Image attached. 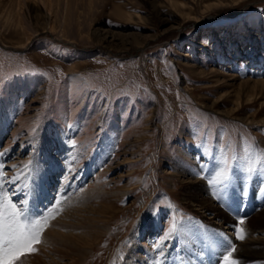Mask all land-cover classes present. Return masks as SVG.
<instances>
[{
  "label": "rangeland",
  "instance_id": "374dc122",
  "mask_svg": "<svg viewBox=\"0 0 264 264\" xmlns=\"http://www.w3.org/2000/svg\"><path fill=\"white\" fill-rule=\"evenodd\" d=\"M45 129L63 162L47 225H63L83 206H113L106 231L77 264H122L140 240L159 261L173 246L175 264H184L183 252L200 264L203 235L218 247L213 253L235 244L231 259L264 264V255L239 253L250 236L241 226L264 208V187L243 224L237 207L219 206L243 228L240 240L182 198L191 182L180 172L192 171L223 205L233 173L243 198L249 160L264 168V0H0V166L18 178L4 191L13 201L27 196L29 210L37 178L30 164ZM215 168L223 179L209 178ZM84 171L86 181H71ZM253 176L261 185L263 176ZM201 223L208 230L199 236Z\"/></svg>",
  "mask_w": 264,
  "mask_h": 264
},
{
  "label": "bare ground",
  "instance_id": "6f19581e",
  "mask_svg": "<svg viewBox=\"0 0 264 264\" xmlns=\"http://www.w3.org/2000/svg\"><path fill=\"white\" fill-rule=\"evenodd\" d=\"M255 80L256 79H254V81ZM259 82L261 81L259 80ZM43 138L44 141H42L43 143L41 146L42 150H40L39 147L36 148L33 162L32 164H30L32 170L33 166L37 167L35 171L33 170V176L37 178L35 189L36 193L34 195V198L29 200L33 202V206L32 210L29 211L32 213L40 214H45V212L50 209L48 208V206H50V203H52L54 200V196L52 197V195L55 193L54 191L60 188V176L62 177L63 174V172L59 169V166H61V164L59 163H63L62 161L60 162V159H62V157H59L57 153L49 150L47 144H45L47 139H51L46 129L45 131H43ZM40 152L43 154V157ZM183 152H185L186 155L189 154L186 151ZM45 160L48 162H45ZM50 162L52 164L51 167H49ZM180 172H182V175H185L184 178L188 179V181L191 182L189 183V185H187L188 189L183 192L182 198L187 200L189 204H192L194 209H199L200 211L210 210L208 212V218H212V221L214 223L218 225L224 223L226 224L227 228H232L231 230L234 233L238 231L239 227L236 226L237 224L235 225L236 222L234 220V217L228 216L219 207V205L213 201V194L210 192V188H208V186L203 183V180L192 176V171L189 173V171L187 169H184V167L180 169ZM114 193L112 192L111 194ZM245 195L243 196V198H245ZM24 199L26 200L27 196H25ZM17 201H19L18 197L17 199H14L13 202ZM26 207L29 208L28 203ZM88 208L89 206L87 205L86 207L83 206V208H78L75 210L73 209L74 211L72 210L73 212H70L71 214H69L68 218L62 219L63 225H59L57 222L52 220L50 224H48L45 228L42 240L39 241L40 243L38 242V246L35 247L36 251L29 256L21 257L20 262L18 263L17 261V264H77L81 259L88 255L90 251H92L93 245L96 244L101 235L104 234L107 229L106 223L108 221V215H106V212L113 211L112 203L105 201H101L98 203L97 209H95V213L89 212ZM229 213L231 214L232 212ZM251 218H249V221L246 224H243V226H241L244 227V229H249L248 231H250V236H246L247 238L240 243L239 253L251 257L263 256L264 208L256 211V213H254ZM252 220H257L258 223H254V221ZM152 229L153 226L150 229L151 232L147 234V238L149 240L154 237L155 231ZM228 231L226 230L225 232ZM249 233L247 232V235ZM145 242L146 241L144 240H140V242L136 241L135 243L133 242L135 246L133 247V249L131 248V251L126 257V260L122 264H154L156 262L155 259L157 258L156 256L153 257L150 250L147 249L146 245H144ZM142 249L145 252H141L140 250ZM176 251L177 250L173 246L169 247L166 252L167 255H165L164 258H162L161 261H159L157 264H175L179 262L178 258H176L175 256ZM199 255L200 254H198V256ZM195 256L197 257V253L195 254ZM200 264L206 263L204 261H201Z\"/></svg>",
  "mask_w": 264,
  "mask_h": 264
},
{
  "label": "snow or ice",
  "instance_id": "6c2138e0",
  "mask_svg": "<svg viewBox=\"0 0 264 264\" xmlns=\"http://www.w3.org/2000/svg\"><path fill=\"white\" fill-rule=\"evenodd\" d=\"M17 179L13 177L9 180L0 166V264H16L22 255L35 252L36 249L32 245L39 242L41 233L48 222L47 216L30 212L26 207L28 203L26 200L13 202L4 191L5 181L15 183ZM240 223L243 224L244 221L241 220ZM173 231H175V224L163 239H168ZM243 233V229H238L237 239L243 240ZM160 246V243H156L155 249L158 250ZM229 247L231 251L224 256L225 264H239V261L231 259L232 253L236 251L235 244Z\"/></svg>",
  "mask_w": 264,
  "mask_h": 264
}]
</instances>
